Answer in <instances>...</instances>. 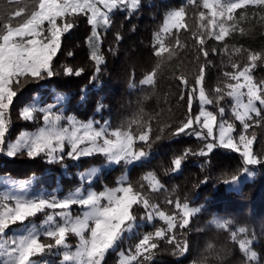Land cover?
<instances>
[{
  "label": "trees",
  "instance_id": "obj_1",
  "mask_svg": "<svg viewBox=\"0 0 264 264\" xmlns=\"http://www.w3.org/2000/svg\"><path fill=\"white\" fill-rule=\"evenodd\" d=\"M38 2L0 0V29L5 23L15 25L20 18L14 13L24 9L21 13L24 16ZM126 3L127 7L109 13V24L101 23L97 27L95 41L90 42L93 29L87 17L77 18L75 26L63 34L61 48L53 58L54 75L42 80L29 79L21 87H14L17 96L8 113L11 127L6 142L14 140L22 130L41 127L42 115L38 111L34 113L35 120L21 118L24 107L32 103L54 105L59 95L62 99L55 109H63L66 115H74L80 121L106 123L110 131L122 129L136 135L149 134L148 144L136 143V148H143L148 157L130 166L121 162L104 167L106 161L99 154L78 161L65 158L62 163H49L43 155L29 158L25 153L7 157L1 153L0 178L33 179L35 190H57L62 196L79 187L97 192L114 188L118 178L126 174L125 184L139 187L143 183L144 191L162 210L178 211L166 200H178L198 208L184 228L179 227L182 216L177 215V227L169 234L175 240L173 243L167 238L158 240L152 260L145 264H242V261L247 264L238 241L231 238L233 231L239 238L252 241L250 248L257 253V259L251 264H264V165L249 166L252 177L232 188L224 180L242 171L244 165L239 153L215 146L202 156L201 149L206 151V143H215L214 138L175 135L189 115L188 96L193 87H196L193 114L200 110L197 81L201 76L206 95L214 101L205 105V109L213 112L219 122L223 119L232 123L233 135L244 130H240L242 124L232 113L231 99L225 96L217 105L215 90L223 89L227 81L224 73L232 72L233 66H247L250 55L264 57V7L249 5L234 11L227 21L226 37L217 41L206 25L203 0H138L136 7L132 6V0ZM180 8H183L181 24L163 32L168 13ZM92 44L103 57L99 73L91 59ZM256 63L253 79L264 81V60ZM66 68L83 71L79 76L68 75ZM220 106L225 109L223 117L219 114ZM249 124L244 132L249 138L255 136L253 154L264 158V120L253 114ZM200 130L201 126H197V131ZM203 131L206 134L207 130ZM176 158H181L179 169L173 163ZM91 166L103 167L90 182L81 180L79 173ZM148 172H154L163 186L159 191L152 192L143 180ZM133 213L137 216L136 225L109 250L105 264H119L120 251L134 252L144 234L166 227L157 218L142 220L145 215L142 208H134ZM44 214L38 213L29 220H41ZM216 216L228 222L225 228L210 223ZM240 228L246 229V233L240 234Z\"/></svg>",
  "mask_w": 264,
  "mask_h": 264
},
{
  "label": "snow or ice",
  "instance_id": "obj_2",
  "mask_svg": "<svg viewBox=\"0 0 264 264\" xmlns=\"http://www.w3.org/2000/svg\"><path fill=\"white\" fill-rule=\"evenodd\" d=\"M138 0H132V6L136 7ZM264 7V0H203V6L211 11L214 17L223 18L225 12L229 16L234 11L247 6ZM120 7H127L126 0H39L38 4L24 16L23 10L14 13L20 20L13 25L5 23L0 29V152H6L8 157H16L25 154L29 158L41 155L47 158L49 163H62L65 158L78 161L82 157L102 155L108 164H132L148 157V152L143 148L137 149V141L149 143V134H133L130 130H109L106 126L94 128L92 122L80 123L74 117H68L70 127L60 124L62 116L53 113L55 105L37 108L34 105L22 109L20 116L26 121L36 119L34 113H42L43 125L34 133H21L15 142H6V134L11 127L8 116L13 105L17 91L14 87H21L26 80H42L54 75L52 68L53 58L61 48L63 34L69 32L75 26V20L80 16H86L87 22L92 26L90 42L98 40L97 27L103 23H110L109 13ZM183 14V8L171 11L165 19V25L175 24ZM22 18V19H21ZM215 29V21L210 24ZM221 35L215 36L217 41L226 37L223 27ZM91 59L96 64V72L100 71L103 57L98 54L95 44ZM71 55V53H69ZM207 57L208 53L205 51ZM264 60L260 54L250 55L247 66L235 65L232 72H225L227 81L223 89L217 88L216 103L227 96L233 102L232 112L235 119L240 121L244 130L249 127V121L253 120V114L264 120V81L256 82L253 79L252 69L257 65L256 61ZM83 69L76 70L66 68L68 75L79 76ZM203 72V69H202ZM203 76L197 81L199 87L200 110L193 114V98L196 95V87H193L188 96L187 119L176 129L175 135H194L207 140L213 137L214 125L217 117L211 111L205 109V105L212 104L202 86ZM61 97L57 96V101ZM259 105V106H258ZM225 109L219 107V114L223 117ZM197 126L201 130L197 131ZM206 129V134L204 133ZM219 144L208 142L205 149H201L199 155L210 153L215 146L233 150L239 153L243 159L242 171L231 176L230 180H224L225 184L237 186L241 176H252L249 166L264 165V158L254 155L252 151L255 136L249 139L241 133L238 142L232 132L234 125L223 119L218 125ZM67 145V147H66ZM175 168L181 167V158L173 161ZM98 169L93 168L87 175H94ZM147 186L152 192L159 191L163 186L154 172H148L144 177ZM14 186L25 190L30 181H11ZM145 185L139 187L131 183L120 181V186L106 188L104 191H87L82 193L79 189L69 193L63 199L52 196L50 199L43 195L35 198H25L20 195L9 196L5 194L4 201H15L14 206L0 203V254L6 257L4 264H48L39 259L53 253L55 249H65L60 264H105V256L120 241L125 232H130L137 222L134 208H142L145 215L142 220L152 221L158 217L166 227L156 228L154 232H148L139 239L135 245V253L125 256L121 253L120 264H145L151 261L153 252L158 246L157 241L168 239L169 243L175 240L174 235H169L177 227V215L182 219L180 228L189 224V217L198 209H190L187 203L178 200H166L165 203L174 205L178 211L168 212L152 201L150 195L144 191ZM72 205H78L84 209L82 216L72 217L70 209ZM59 210L54 214L46 210ZM45 213V220L38 230L35 225H25L24 234L8 237L7 230L13 225L24 224L29 218L38 213ZM59 217V222L56 217ZM217 228H225L227 221H213ZM47 225V228H44ZM240 234L246 233V229L240 228ZM69 233L79 238L75 251H71L66 243ZM41 236L47 238L46 241ZM233 241H238L240 251L246 258L247 264L257 259V253L250 248L251 240L239 238L238 233H231ZM179 247V243L176 244ZM187 250L185 244L184 251ZM242 264H245L242 261Z\"/></svg>",
  "mask_w": 264,
  "mask_h": 264
},
{
  "label": "rangeland",
  "instance_id": "obj_3",
  "mask_svg": "<svg viewBox=\"0 0 264 264\" xmlns=\"http://www.w3.org/2000/svg\"><path fill=\"white\" fill-rule=\"evenodd\" d=\"M237 2V1H236ZM236 2H233V3H236ZM207 10V9H206ZM232 15V14H231ZM231 16L228 15L227 12H225L223 18H220V17H214L211 13V11L207 10V18H206V25L208 26V29L210 31V33L215 37V36H220L221 35V27L224 28V30L227 31L229 30V25L227 23V21L230 19ZM215 21V29H212L210 27V24ZM181 24V16L177 19L176 23L175 24H168L167 26L164 24L163 26V32H167L169 31L171 28L173 27H178L179 25ZM62 99V98H61ZM60 99V100H61ZM59 103V102H58ZM58 103L54 104L55 107L56 105H58ZM30 105H34L36 106L37 108H44V107H47L49 105H46V106H41L39 104H36V103H32ZM28 105V106H30ZM52 105V104H51ZM55 107L53 108V113H60L61 116H62V119L60 121V124L61 126L63 127H70V124H69V120H68V117H74L76 121L80 122V123H88V122H92V125L94 128H99L100 126H107L106 123L104 124H98L96 121H93V120H88V121H80L79 119H77L74 115H66L64 113V110L63 109H59V110H56ZM22 111V110H21ZM20 111V113H21ZM39 112V111H38ZM233 113V112H232ZM41 115H43L42 113H40ZM219 121L216 120V125H214V134L211 139L213 140L214 138V144L218 145L219 144V129H218V125H219ZM44 126L43 125V120H42V125L41 127ZM109 129V128H108ZM244 129L243 126L240 130ZM37 130H22L14 140H12L11 142H15V140L21 135V133H34L36 132ZM243 133L244 135L245 132L244 130H242L238 135H233V132H232V135L234 137V139L236 140V142H238V139H239V135ZM247 136V135H246ZM248 137V136H247ZM249 138V137H248ZM251 139V138H249ZM67 147V145H66ZM221 147V146H220ZM3 153L5 156H7L6 152H0V154ZM8 157V156H7ZM137 163V162H135ZM134 164V163H132ZM132 164H128V166L132 165ZM114 164H108L107 162L104 164V167H108V166H112ZM103 167V166H102ZM101 166H91L89 168H87L86 170L82 171L79 173V177L81 180L85 181V182H90L91 179L96 176L99 171L101 170L102 168ZM93 168H96L98 169V171L94 174V175H91V176H88L87 174L93 169ZM252 176H248L247 174H244L241 176V179H240V182H243L245 179H248V178H251ZM123 180L124 183L126 181V174L122 175L121 177L118 178V184L115 186V187H118L120 186V181ZM11 181L13 180H10V179H2L0 178V192L3 193V197L5 194H8L9 196H12V195H20V196H24L25 198H28V199H31V198H35V197H38V196H41L43 195L45 198H51L52 196H55L56 198L58 199H63L65 196H67L69 193L71 192H75L77 189H79L82 193H86L87 191H95L94 189L92 188H87L86 190L83 188V187H79V188H76L72 191H69L67 192L65 195H62V196H59V194H57V190H35L34 189V181L33 179H28V180H22V181H30L31 183L27 186V189L26 191L25 190H22L20 189L18 186H14L12 183H10ZM16 182H20V181H16ZM238 184V185H239ZM237 185V186H238ZM237 186H231L232 188H236ZM114 187V188H115ZM106 189V188H105ZM104 189V190H105ZM102 190V191H104ZM97 192V191H95ZM101 192V191H100ZM2 203H7L9 206H14L15 204V201H4ZM190 209H198V208H195V207H190L188 206ZM59 210H51V209H47L46 212L47 213H50V214H54L55 212H58ZM84 209H82L80 206L78 205H72L71 206V209H70V214L71 216L74 218L76 216H82V213H83ZM198 211H196L195 213H197ZM44 212H42L43 214ZM193 213V214H195ZM41 215V214H40ZM157 219H159L158 217H156ZM38 219V218H37ZM45 220V214H44V217L43 219L41 220H38V221H33V220H29L27 222H25L22 226H18V227H14L12 228L11 230H7V233L6 235L8 237H12L14 235H19V234H24V228H25V225H27L28 227H31L32 225H35L37 227L38 230H41V225H43V222ZM160 220V219H159ZM215 220H220V221H223L221 218L219 217H214L210 223L216 227L215 223H213V221ZM56 221L59 222V217L57 216L56 217ZM48 226L47 225H44V228H47ZM130 232H125V235H129ZM41 239L46 241L47 238L44 237V236H41ZM119 242V241H118ZM66 243L69 245V248L71 251H75V248H76V245L79 243V238L77 236H75V234H72V233H69L68 236H67V240H66ZM65 249L63 248H59V249H55L53 253H50V254H47L43 257H40L39 259H42L44 261H47L48 264H60L61 260L63 259V256H62V253ZM252 250V249H251ZM121 253H123L125 256H128V255H131V254H134V252H132V250H127V252H123V251H120L118 253V259H119V264H120V260H121ZM6 257L2 254H0V264H4V261H5Z\"/></svg>",
  "mask_w": 264,
  "mask_h": 264
},
{
  "label": "built area",
  "instance_id": "obj_4",
  "mask_svg": "<svg viewBox=\"0 0 264 264\" xmlns=\"http://www.w3.org/2000/svg\"><path fill=\"white\" fill-rule=\"evenodd\" d=\"M2 202H3V193L0 192V203H2Z\"/></svg>",
  "mask_w": 264,
  "mask_h": 264
}]
</instances>
